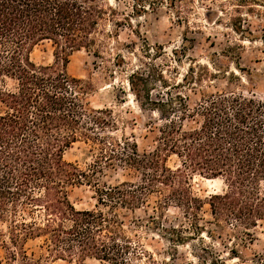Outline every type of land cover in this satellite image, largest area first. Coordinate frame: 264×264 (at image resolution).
Here are the masks:
<instances>
[{
  "label": "trees",
  "instance_id": "1",
  "mask_svg": "<svg viewBox=\"0 0 264 264\" xmlns=\"http://www.w3.org/2000/svg\"><path fill=\"white\" fill-rule=\"evenodd\" d=\"M256 1L264 3L232 0L234 12ZM116 15L109 0H0V264H129L148 254L141 230H160L173 246L185 243L182 229L158 222L170 208L182 212L195 235L208 205L214 225L232 227L244 245L264 222V100L228 89L202 95L192 108L176 96L174 107L173 100L159 103L142 94L131 77L140 108L160 114L157 140L151 151L140 152L136 143L109 135L116 127L113 111L93 109L87 101L91 82L68 75L66 66L73 52L100 54L105 47L98 37L113 36L105 27H119ZM242 27L239 14L233 31L254 39ZM44 43L56 48L52 65L30 59ZM196 117V126L184 129L183 122ZM77 142L97 150L87 172L63 160ZM172 157L178 161L173 168ZM100 165L122 166L136 177L100 186L94 180ZM194 176L221 181L224 189L202 200L193 190ZM83 184H94L96 204L77 210L69 192ZM148 207L154 215L135 216ZM28 243L36 250L29 251ZM230 253L242 260L236 248ZM250 263L264 264V251L252 254Z\"/></svg>",
  "mask_w": 264,
  "mask_h": 264
},
{
  "label": "rangeland",
  "instance_id": "2",
  "mask_svg": "<svg viewBox=\"0 0 264 264\" xmlns=\"http://www.w3.org/2000/svg\"><path fill=\"white\" fill-rule=\"evenodd\" d=\"M256 2L258 5L249 2L240 13H235L232 0H109L117 12L114 22H121L119 27L113 29L111 23H106V32H113V36L98 37L105 48L99 55L84 50L71 53L66 72L91 82L87 101L93 109L113 111L116 127L108 132L112 138L134 142L140 152L151 151L158 137L157 128L163 122L157 111L140 108L128 83L131 77L142 94H149L159 103L173 100L174 107H179L176 96L192 108L202 95L228 89L264 100V44L260 41L264 32V3ZM239 14L243 31H250L254 39L248 40L245 33L233 31L232 24ZM55 50L50 43L37 45L30 59L36 65H52ZM197 121V117L187 119L184 129L194 128ZM151 124L154 128H147ZM97 155L91 144L77 142L64 152L63 160L87 172ZM177 165L176 158L168 160L169 167ZM135 177L128 168L100 165L94 180L101 186L133 181ZM93 186L83 184L70 190L69 200L75 209L95 206ZM192 187L202 200L224 189L221 181L199 176L193 177ZM261 190L264 192V183ZM150 215H154L150 207L135 213L140 219ZM199 219L201 232L192 235L190 222L182 212L170 208L158 222L164 228L182 229L185 243L173 246L167 240L170 235L155 229L141 230L138 235L148 254L129 264H251V255L264 251V222L250 231L253 240L244 245L234 237L232 227L214 225L208 205L203 206ZM4 232L5 224L0 223V235ZM26 248L36 250L33 243ZM232 248H236L242 260L232 259ZM82 264L101 263L86 259Z\"/></svg>",
  "mask_w": 264,
  "mask_h": 264
}]
</instances>
